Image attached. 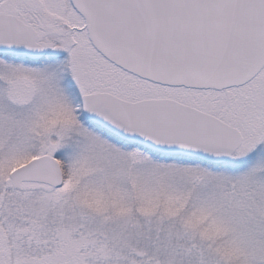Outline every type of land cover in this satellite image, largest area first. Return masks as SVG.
<instances>
[{"label": "snow or ice", "instance_id": "obj_1", "mask_svg": "<svg viewBox=\"0 0 264 264\" xmlns=\"http://www.w3.org/2000/svg\"><path fill=\"white\" fill-rule=\"evenodd\" d=\"M0 264H264V0H0Z\"/></svg>", "mask_w": 264, "mask_h": 264}]
</instances>
